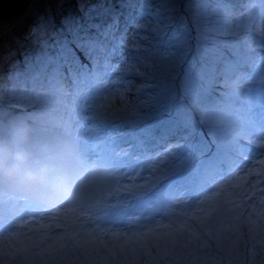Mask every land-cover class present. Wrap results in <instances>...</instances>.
Listing matches in <instances>:
<instances>
[{"label": "rangeland", "instance_id": "rangeland-1", "mask_svg": "<svg viewBox=\"0 0 264 264\" xmlns=\"http://www.w3.org/2000/svg\"><path fill=\"white\" fill-rule=\"evenodd\" d=\"M223 1L33 0L0 23V140L23 120L32 158L74 178L56 201L0 184V264H264V0Z\"/></svg>", "mask_w": 264, "mask_h": 264}, {"label": "clouds", "instance_id": "clouds-1", "mask_svg": "<svg viewBox=\"0 0 264 264\" xmlns=\"http://www.w3.org/2000/svg\"><path fill=\"white\" fill-rule=\"evenodd\" d=\"M29 135L26 122L17 119L0 140V184L48 201L72 195L74 178L69 170L46 158L34 160L23 147Z\"/></svg>", "mask_w": 264, "mask_h": 264}, {"label": "bare ground", "instance_id": "bare-ground-1", "mask_svg": "<svg viewBox=\"0 0 264 264\" xmlns=\"http://www.w3.org/2000/svg\"><path fill=\"white\" fill-rule=\"evenodd\" d=\"M45 1V0H44ZM48 2H49V0H47ZM97 1H100V0H97ZM249 0H245V2H248ZM37 2L39 3L40 2V0H37ZM45 4V2L44 3H42V2H40V5L41 6H43ZM246 6V5H245ZM245 8H247V7H245ZM80 11H78V13H79ZM84 12V11H83ZM46 13L50 16V13L48 12V11H46ZM81 14V13H80ZM108 17H109V15H107ZM47 15H43V16H40V15H33V18L31 17L30 18V20L32 21V22H40V23H45L46 21L49 23V21H50V19H47ZM31 32V31H30ZM33 33V32H32ZM33 34H35V33H33ZM28 35H29V33H28ZM10 42V41H9ZM112 42V40L111 39H108V38H103L102 39V41H100V42H98V41H96V42H94V46L98 49V48H102V47H104V46H106V45H108L109 43H111ZM106 44V45H105ZM26 46V45H25ZM25 50V53L23 54V55H21V57L23 58V57H25L24 55L26 54L28 57H29V50L27 49V46L26 47H23ZM38 48H40V47H38ZM165 51V50H164ZM178 51V54H179V50H177ZM17 53V52H16ZM17 54H19V53H17ZM6 59H8V56L6 57ZM60 63H58L57 61V65H56V68H59V69H61V68H66V69H69L70 70V72L72 73V72H74V67L76 66V64L78 63V62H84V61H87V59H85V58H80V57H73L72 55L71 56H69V55H66V56H64V57H61V58H56ZM22 60V59H21ZM2 61V60H1ZM0 61V62H1ZM101 61V60H100ZM35 62V68L39 71H41V73H42V77H46V73H44L45 72V70H47L46 68H45V66H50V64H51V62L50 61H46L45 62V66L43 65V61H34ZM230 63V64H229ZM227 64H229L228 66L227 65H225V67H224V73L221 75V78L223 79V81H224V83H225V81H226V79H227V74L226 73H228V74H231V72H234V70L237 68V66L235 67V63L233 62V61H228L227 62ZM237 64H238V62H237ZM5 66H7V63L6 62H4V61H2L1 62V68L2 67H5ZM66 66V67H65ZM52 68V67H51ZM226 69H228L227 71H226ZM52 71H53V73L54 74H56L57 76H59V73L57 74L53 69H52ZM52 71H50V72H52ZM24 74H26L25 76H31V75H29V73H28V69L27 68H25L24 67ZM67 74L68 75H71L69 72H67ZM30 78V77H29ZM72 79V78H71ZM89 79V78H88ZM233 79V78H232ZM108 80H110V77L109 78H107L106 79V81L105 82H107ZM12 83L13 84H16V81H15V79L14 80H12ZM35 83H36V81L35 80H33V85H35ZM2 84V83H1ZM226 84V83H225ZM64 87H67V86H64ZM32 88H34V87H32ZM36 88V87H35ZM208 98H210V99H208L206 102H205V106H208V107H211V108H217L219 105H218V103H217V101H216V98H211V97H209L208 96ZM56 106V105H55ZM5 114H6V112H5ZM72 116L74 117L75 115L74 114H72ZM60 118V117H59ZM75 118V117H74ZM44 121V120H43ZM2 123H0V125H1ZM100 132L104 135L105 134V132L104 131H102V130H100ZM1 133V132H0ZM29 138V137H28ZM31 139V138H30ZM213 157V156H212ZM192 180H194V179H192ZM129 262H131V260H130V257H126L125 258V263L124 264H127V263H129Z\"/></svg>", "mask_w": 264, "mask_h": 264}, {"label": "trees", "instance_id": "trees-1", "mask_svg": "<svg viewBox=\"0 0 264 264\" xmlns=\"http://www.w3.org/2000/svg\"><path fill=\"white\" fill-rule=\"evenodd\" d=\"M56 0H50L49 2H51L52 4H53V8L57 5V3L55 2ZM212 1V0H211ZM60 2V1H59ZM58 2V3H59ZM249 2V1H248ZM248 2H246V4L248 3ZM67 2H65V3H63V2H61L59 5H58V7L55 9V10H57L56 11V13H53V15L55 14V17H56V19H57V21H61V19H64V16H65V14H66V11H65V7H64V4H66ZM230 3V2H229ZM239 4H240V2L237 4V5H235L234 7H235V9H237L238 7H239ZM66 5H68V3L66 4ZM225 5H227V1L226 0H224L223 1V5L222 6H224L225 7ZM242 5H243V3H242ZM217 6H220V5H217ZM68 7V6H67ZM47 8H43V12L45 13V15H47L48 17H49V15L46 13V11H48V9L46 10ZM50 19H53L54 20V16H52ZM30 35V37L28 36V34H24V36L22 37L23 39H24V41H26V42H28V43H31V40L33 39V34H29ZM235 39V38H234ZM234 39H230L229 41H232V40H234ZM19 41V40H18ZM17 41V42H18ZM231 44H233V42H230V43H227V44H225V45H223V47L226 49V51L227 52H229V50H227V46H230L231 47ZM209 45H213V43L212 42H210L209 43ZM238 46V44H234V46L233 47H237ZM222 52H224L223 50H221ZM245 59V58H244ZM247 59V58H246ZM224 73V72H223ZM222 72L220 73V76L223 74ZM227 74V79H226V81H230V80H232V76H230V74H228V73H226ZM226 87H230V86H226ZM217 89H223V88H221V86H218V88ZM17 95H22V96H25L24 95V93L22 94H17ZM5 98V97H4ZM225 99H229V100H232L231 102H230V106H231V104H233V105H235V102L236 101H234L232 98H225ZM225 99L223 98L222 100H220V101H217V103H219L220 105H226L225 104ZM229 130H230V127H229ZM226 162H227V160H226ZM220 163V166L222 165L221 164V162H219ZM229 163V162H228ZM215 165H214V163H212L211 165H210V168H212V167H214ZM222 170H225L224 168H222Z\"/></svg>", "mask_w": 264, "mask_h": 264}, {"label": "water", "instance_id": "water-1", "mask_svg": "<svg viewBox=\"0 0 264 264\" xmlns=\"http://www.w3.org/2000/svg\"><path fill=\"white\" fill-rule=\"evenodd\" d=\"M33 0H0V23L22 17Z\"/></svg>", "mask_w": 264, "mask_h": 264}, {"label": "snow or ice", "instance_id": "snow-or-ice-1", "mask_svg": "<svg viewBox=\"0 0 264 264\" xmlns=\"http://www.w3.org/2000/svg\"><path fill=\"white\" fill-rule=\"evenodd\" d=\"M93 129H89L86 132V137L88 140L92 138L91 133ZM27 207V205H25ZM38 210L43 211V208H37ZM17 213L12 205L5 207L3 204H0V226L4 227V230H10L12 227V221L16 217Z\"/></svg>", "mask_w": 264, "mask_h": 264}]
</instances>
